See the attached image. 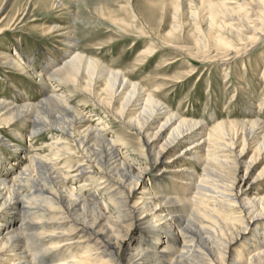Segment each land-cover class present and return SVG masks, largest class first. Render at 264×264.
<instances>
[{
	"label": "bare ground",
	"instance_id": "obj_1",
	"mask_svg": "<svg viewBox=\"0 0 264 264\" xmlns=\"http://www.w3.org/2000/svg\"><path fill=\"white\" fill-rule=\"evenodd\" d=\"M165 1H160L163 10ZM97 5L94 10L102 18L105 13ZM170 6L172 24L167 38L159 39L162 47L219 64L226 76L238 59L264 43V0H172ZM48 7L63 9L66 4L49 0ZM135 7L130 6L133 14L141 15L142 7ZM68 13V25H51L43 32L56 35L62 46L59 58L44 56L40 71L22 63L15 49L0 51L2 65L39 78L36 88L41 94L35 101L0 98V261L264 264V194L250 195L248 190L264 179V162L254 173L256 163L264 159V119L258 114L264 95L256 109L250 102L236 118H219L215 110L207 119L187 117L156 94L162 83L183 79L191 68L132 81L131 70L155 53V44L146 45L127 67H114L117 60L105 63L76 47L79 23L96 22ZM109 14L113 25L119 22L122 29H134V36L151 38L146 30ZM25 15L24 9L12 23H21ZM181 17L190 27L193 45L171 41L181 33ZM144 27L151 33L149 25ZM5 30L0 27V33ZM74 95L81 100L72 103ZM246 96L251 100L250 93ZM103 118L117 120L136 136L146 172L157 167L160 172L167 164L168 178H153L146 188L138 187L141 173H134L133 163L125 161L129 153H122L128 145L103 125ZM43 131L54 135L46 153L30 155L23 166L5 167L8 158L19 165L21 143ZM5 132L22 142L5 139ZM69 177L79 185L67 186ZM104 193L115 220L101 204ZM49 225L51 230L44 231ZM173 246L170 259L166 252ZM77 248L86 258L75 259Z\"/></svg>",
	"mask_w": 264,
	"mask_h": 264
},
{
	"label": "rangeland",
	"instance_id": "obj_2",
	"mask_svg": "<svg viewBox=\"0 0 264 264\" xmlns=\"http://www.w3.org/2000/svg\"><path fill=\"white\" fill-rule=\"evenodd\" d=\"M160 1L161 0H64L66 8L62 9V7H60L52 9L48 7L49 0H0V27H3L4 30L6 29L0 33V51L11 52L15 49L21 57L22 63H25L30 68L33 67L35 71H40L42 62L45 58L50 57V54H53L51 55L53 57L59 58L58 48L62 46V44L56 40L58 39L56 35H43V32L51 25H68L67 23L71 21L69 18V11L72 15L85 22L87 20L96 22V24H90V27L79 23L75 30V35L78 40L76 47L87 55L93 54V56L101 59V61L103 60L105 63H112L117 60L115 62L116 64L113 63L114 67H127L135 60L137 53L144 49L146 45L155 44V53L144 63L137 65V67L133 68L134 70H131L132 72H130L129 78L132 81H146L149 80L151 76H154V74L161 76H169L175 73L179 74L191 68L192 73L183 77V79L176 80V82H174L175 80H169L159 86L160 89L156 94L157 98L165 105H168L173 111L175 110L187 117L207 119L205 116L208 115V112L215 110L219 118L228 117L232 119L239 117L243 109H245V105H248L250 102L252 108L256 109L261 100L260 97L264 95V80L261 78L264 69V43L260 44L261 47H257L250 51L247 56L244 55L238 59L236 65L234 64L235 66L233 65L232 68L230 67V70H226V72H228L226 76L224 74L225 68L221 67L219 64L202 62L198 59L188 57L179 49L162 47L163 45H161L159 39L166 37L165 32L170 30L169 28H171L172 24L170 13H168V10L172 8L170 6V1L172 0L165 1L164 10L162 9ZM184 1L188 4L192 0H189V2L188 0ZM206 1L217 2L219 0ZM98 3L101 4L100 6H102L105 13V16L102 18L97 14V11L94 10L98 7ZM130 6H136L135 8L138 9L142 7L140 8L142 14H133ZM246 8H250V5H247ZM24 9L26 12L25 18L21 19V23L14 25L13 23L17 22L14 21L17 19V15H19L22 10L24 11ZM149 9L152 10L149 11ZM109 11L111 12V16L121 20L120 22L130 23L133 24L136 29L146 30L147 36L151 38L134 36V33H136L134 29H122L119 27L122 26L119 22L113 25L111 21L108 20L110 16V14L108 15ZM242 11L246 12V10ZM247 13H249V11H247ZM181 18L179 19L180 21L178 20L179 24L183 21L182 27H180L181 33H178L175 38L172 37L171 41H173L172 43L174 44L178 43V45H193V38H190V27L184 23V19L182 18V20ZM142 24L144 26L149 25L152 29L151 33H149L148 28L144 27ZM149 81H151V79ZM38 84L39 78L32 79L23 71L11 69L8 65H2L0 63V98L8 100L15 99L17 101L28 98L29 101H35L41 95L36 88ZM248 93L251 94V100L249 98L250 96H246ZM233 94L235 95L234 97H232ZM79 100H81L79 95H74V97H72V103ZM258 114L264 119V101L262 110ZM92 118H94V116H92ZM93 121L96 120L93 119ZM102 121L103 125L107 123V129L112 131L114 136L122 137L123 140H125V144L128 145L127 148L122 147V153L125 155L127 152L129 153L125 161L133 163L132 165L135 168L134 173H141V180L139 181L138 187L142 185V187L146 188L153 178H159L160 180L168 178V176L165 175L166 172L168 173V168L165 169L166 166H168L167 164L164 165V168L160 172L157 170L158 167L153 168L149 172L143 169L144 166L142 165H144V163L140 156V143L134 134L131 132L128 133L117 120L109 119L107 121L103 118ZM3 135L5 139H12V141H18L19 143L22 142L20 139L14 140L7 132L3 133ZM52 136L54 135L43 131L35 134L28 140L26 139L21 143L24 146V153L20 155L22 159L20 164L13 163L12 158H8L5 162V167L9 168L10 166L16 168L23 166L27 163V159L30 155L35 153H46L47 144L53 140ZM250 154L251 151H248L244 159L247 160ZM189 162L190 161L187 159V164ZM263 162L264 159H261L256 163L254 173L260 169ZM3 169L4 167L0 165V171ZM71 169L72 167L70 170ZM72 180V177L66 180L67 186L77 187L79 182H72ZM256 182H254L251 187H248L250 195H254L256 192H258L259 195L264 194V179H260L257 183ZM152 190L153 188L151 191ZM98 192L102 194V191ZM100 199H102V206L107 213L109 212L112 219L115 220V215L109 209L110 204L106 198V193H104ZM50 230L51 226L49 225L44 231ZM129 233L133 236L136 230L132 229ZM163 245L164 243L162 242L158 249ZM237 246H240L239 243L236 247ZM126 248L127 245H124L119 248V250L123 253V250L125 251ZM75 251L77 252L75 254L76 260L86 258L84 255H81L82 250L77 248ZM172 251H174V246L166 252L170 259L173 258ZM242 252H245L244 249ZM4 257L5 256H1V258ZM0 264H9V261H0Z\"/></svg>",
	"mask_w": 264,
	"mask_h": 264
}]
</instances>
